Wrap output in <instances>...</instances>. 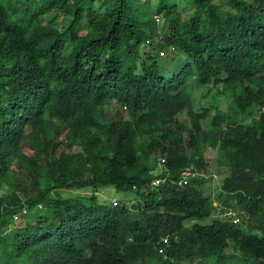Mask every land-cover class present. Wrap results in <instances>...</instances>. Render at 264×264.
I'll list each match as a JSON object with an SVG mask.
<instances>
[{
  "label": "trees",
  "instance_id": "trees-1",
  "mask_svg": "<svg viewBox=\"0 0 264 264\" xmlns=\"http://www.w3.org/2000/svg\"><path fill=\"white\" fill-rule=\"evenodd\" d=\"M184 1L197 10L186 19L176 0H0V184L29 185L14 207L0 195V234L8 214L28 210L0 237L7 256L264 264V0ZM171 46L187 60L166 73L157 49ZM205 83L228 88L225 111L196 107L193 85ZM214 159L227 170L220 210L234 200L255 231L199 221L213 210L201 184ZM105 186L137 198L57 191Z\"/></svg>",
  "mask_w": 264,
  "mask_h": 264
},
{
  "label": "rangeland",
  "instance_id": "rangeland-1",
  "mask_svg": "<svg viewBox=\"0 0 264 264\" xmlns=\"http://www.w3.org/2000/svg\"><path fill=\"white\" fill-rule=\"evenodd\" d=\"M157 0H151L152 4H155ZM178 3V9L180 11V17L182 19H186L189 16L195 14L197 10L193 8L190 4H187L184 0H176ZM217 2L221 7H227L226 0H214ZM157 15V14H156ZM54 15V13L51 14V12L44 13L40 16V20L42 22H47L49 19H51ZM62 15L56 16L59 23H64L65 21L61 17ZM158 16V22L161 23L162 17L160 15ZM66 23V22H65ZM160 30V27L158 28V31ZM160 38V34H156L154 39L158 40ZM144 44H142V47H146L148 44L147 41H143ZM148 48V47H147ZM146 48V49H147ZM162 48V47H161ZM164 51L163 55L157 56V61L159 62L160 68L163 69L166 73L171 71V68L180 66L183 62H185L186 55L176 49V51H170L169 47L162 48ZM149 50V49H147ZM161 59V61H160ZM163 66L164 68H162ZM193 80V79H191ZM193 94H194V101L196 107H208L210 114L214 112L216 109H221L222 111H225V108L230 100L229 96V90L225 86H223L221 83L218 85H214L212 83H205V84H195L193 85ZM109 106V101L105 100V106H104V112L107 111V107ZM249 118H246L244 122H248ZM202 127L204 130H208L209 124L207 120H202ZM204 155H207L208 157L215 158V155H217V149L215 146H207V148L203 151ZM161 156L153 155L150 160L151 164V172L152 173H159L163 170V164L161 162ZM215 164V159L214 163ZM210 166L209 170L211 171L209 174L204 175V181L201 184V189L203 190L204 195H209L213 210L211 213L206 216L203 219H200L199 221L202 223H206L211 221L212 218L220 217L224 219H228L231 221H234L237 225H239L243 232H252L255 231L252 227L251 223L246 220V217L244 216L243 212L237 208L234 200H232L233 205L224 208L223 211L220 209L225 207L220 203L219 199V193H220V184L222 181L223 176L227 173L226 168L221 163H216L214 166ZM185 177H187V172H184ZM155 180L154 182H156ZM23 187L28 191L29 185L27 184H20L10 179H5L0 184V195L8 196L9 203H6L8 207H14L17 204V201L20 200V203L23 201L25 190ZM57 191L62 196H71L75 194L83 195V199L86 203L92 202V199L89 198L90 195H95L96 199L100 202H106V201H125L128 204L133 202L137 197L133 192H120L116 191L112 186H105L98 188L97 190L93 191L91 188H80V189H68V188H58ZM41 204H37V207H40ZM34 210V209H33ZM31 210V211H33ZM28 212V210H27ZM18 216V217H16ZM22 217L17 213H10L7 215V225L5 228H3L0 237H3V233H8L13 226L18 224V220ZM197 221V219H189L186 220V224L189 225L193 222ZM2 239V238H1ZM5 240V239H2ZM0 264H28L27 258L25 255L20 256H7L6 252L2 248L1 242H0Z\"/></svg>",
  "mask_w": 264,
  "mask_h": 264
},
{
  "label": "clouds",
  "instance_id": "clouds-1",
  "mask_svg": "<svg viewBox=\"0 0 264 264\" xmlns=\"http://www.w3.org/2000/svg\"><path fill=\"white\" fill-rule=\"evenodd\" d=\"M170 51H176V48L175 47H169ZM164 51L162 48H159L157 49V55L158 56L159 54L160 55H163L164 54ZM27 212V209L25 207H22L20 210H18L17 212H13V213H17L18 215L22 214V213H26ZM18 217V216H16Z\"/></svg>",
  "mask_w": 264,
  "mask_h": 264
}]
</instances>
